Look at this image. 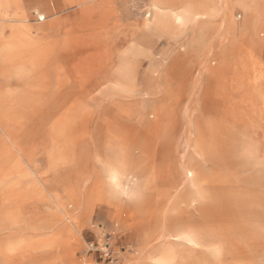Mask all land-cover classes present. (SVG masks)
<instances>
[{
	"label": "rangeland",
	"instance_id": "obj_1",
	"mask_svg": "<svg viewBox=\"0 0 264 264\" xmlns=\"http://www.w3.org/2000/svg\"><path fill=\"white\" fill-rule=\"evenodd\" d=\"M21 1L0 22V264H91L105 238L123 264H264V16L239 41L238 6L164 33L154 10L182 0Z\"/></svg>",
	"mask_w": 264,
	"mask_h": 264
},
{
	"label": "crops",
	"instance_id": "obj_2",
	"mask_svg": "<svg viewBox=\"0 0 264 264\" xmlns=\"http://www.w3.org/2000/svg\"><path fill=\"white\" fill-rule=\"evenodd\" d=\"M7 0H0V22L4 20V17H6L7 12L5 10V3ZM172 2L169 0H159L158 3L155 4V7L157 9L160 8V5H171ZM182 12L176 14L180 17L181 20H173L170 18V22L174 24L173 27H170L169 31H165L161 27V23H166L165 20H162L161 17L165 16L166 14L157 11L156 9L153 12V16L155 19V22L160 26L162 31L164 33H171L175 25L179 24V22H186L187 20H198L200 22H207L211 21L212 17L218 16L221 18V16L224 13V0H182L180 1ZM16 7L18 9L17 11V17L24 18L25 16V6L22 3L21 0H16ZM173 12V11H172ZM194 16L195 18L192 19L191 17ZM168 18V17H166ZM169 19V18H168ZM3 31V27L0 25V32Z\"/></svg>",
	"mask_w": 264,
	"mask_h": 264
},
{
	"label": "bare ground",
	"instance_id": "obj_3",
	"mask_svg": "<svg viewBox=\"0 0 264 264\" xmlns=\"http://www.w3.org/2000/svg\"><path fill=\"white\" fill-rule=\"evenodd\" d=\"M224 2L225 8L228 9L227 11L231 12L236 6H238L243 9L247 15L246 23L241 28L237 26L234 20H230V28L238 34L239 41L242 39L243 36H248V34L250 33L251 26L255 21H262L261 18L262 16H264V0H224ZM167 17L169 18V22L170 18H172L173 20H181L175 12H171L169 15L167 14ZM38 18L42 20L43 15L38 14ZM191 18L194 19L195 17L192 16ZM167 23L160 24L166 32L169 31L171 27V25Z\"/></svg>",
	"mask_w": 264,
	"mask_h": 264
},
{
	"label": "built area",
	"instance_id": "obj_4",
	"mask_svg": "<svg viewBox=\"0 0 264 264\" xmlns=\"http://www.w3.org/2000/svg\"><path fill=\"white\" fill-rule=\"evenodd\" d=\"M86 255H90L94 261L91 264H123L125 257L121 252L123 246L112 248L108 239L102 241H87Z\"/></svg>",
	"mask_w": 264,
	"mask_h": 264
}]
</instances>
